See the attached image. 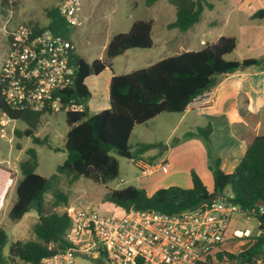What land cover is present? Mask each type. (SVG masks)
I'll return each mask as SVG.
<instances>
[{
  "label": "trees",
  "instance_id": "16d2710c",
  "mask_svg": "<svg viewBox=\"0 0 264 264\" xmlns=\"http://www.w3.org/2000/svg\"><path fill=\"white\" fill-rule=\"evenodd\" d=\"M7 0H0L5 5ZM159 0H145L147 7ZM175 7L176 19L167 25L168 29L185 32L197 24L205 9H213L214 0H169ZM48 23L44 27L33 25L36 30L50 29L62 34L73 44L71 34L74 27L67 24L58 6L46 11ZM264 17V10L254 14ZM153 19L136 20L127 32L114 34L105 50L104 59L89 62L74 49L72 61L76 73L72 87L67 92L77 103H83L82 112H65L70 129L65 138L67 158L50 177L37 173L38 154L35 147L26 149L27 158L20 165L21 178L15 184L16 198L8 211L10 221L19 222L24 215L34 211L37 220L33 225L34 238L17 239L11 242L9 252L6 229L0 227V264H39L42 259L65 252L70 248L66 233L70 227L67 212L69 196L61 187L65 178L73 184L80 177L96 184H106L119 175V162L114 156L118 151H131L132 159H138L153 144H130L131 135L137 125L146 124L164 113H184L196 98L212 91L227 75L245 71L264 63V59L228 60L238 40L234 36H221L214 43H207L199 50L184 51L127 74L113 75L109 83V108L91 114L88 102L91 92L86 79L112 69V61L129 49H150L154 46ZM10 40V36H9ZM1 91V89H0ZM0 110L11 120L26 123L25 130H16L19 137L32 138L35 145L49 144L47 137L41 139L36 133L44 112L15 110L4 102L0 93ZM213 128L209 123L187 132L183 138H202L208 148V166L213 175V190L210 191L200 176L191 171L192 187L170 186L159 188L152 195L136 186L108 190L104 200L125 211L152 209L163 213H174L192 208L206 200L231 192L233 202L244 213L252 214L260 222V234L235 238L228 244L243 242L244 249L238 254L227 250L215 258L242 264H253L264 257V214H259L258 201L264 199V134H258L242 120L232 122V134L246 144V152L231 173L221 168V159L213 147ZM181 141V140H179ZM178 140L175 143L179 142ZM103 262V260L99 259Z\"/></svg>",
  "mask_w": 264,
  "mask_h": 264
},
{
  "label": "built area",
  "instance_id": "2783aa9c",
  "mask_svg": "<svg viewBox=\"0 0 264 264\" xmlns=\"http://www.w3.org/2000/svg\"><path fill=\"white\" fill-rule=\"evenodd\" d=\"M57 6L69 26L82 24V0H59ZM9 36L0 72V93L6 105L46 114L82 112L85 105L67 94L76 73L72 42L60 33L36 30L27 23L18 24ZM158 167L167 171L165 164ZM141 168L143 174H151L149 166ZM1 180H8L10 187L14 184L12 174L3 168ZM227 193L174 213L121 208L122 215L110 216L92 206H69L71 222L66 238L70 248L39 264H75L78 256L110 264H208L227 250L229 240L253 235L248 228H231L233 215L242 211L231 192ZM259 207V214H264V207ZM253 264H264V257Z\"/></svg>",
  "mask_w": 264,
  "mask_h": 264
},
{
  "label": "rangeland",
  "instance_id": "374dc122",
  "mask_svg": "<svg viewBox=\"0 0 264 264\" xmlns=\"http://www.w3.org/2000/svg\"><path fill=\"white\" fill-rule=\"evenodd\" d=\"M58 2L59 0H7L5 5L0 2V72L3 60L8 52L10 32L20 23L38 25L40 27L46 26L48 23L46 11L53 6H57ZM159 4V6L165 5L168 7L165 19L174 21L176 19L175 7L169 4L168 0H161ZM84 5L87 6L88 16L82 21L80 26L73 28L71 38L78 52L82 53L90 62L95 59L105 58L103 47L105 41L116 33L127 32L133 21L150 18L157 20L153 28L154 46L152 48L129 49L112 61V69H106L99 75H92L97 80L98 96L104 100L105 107L109 108L108 77L112 73L114 75L127 74L134 70L148 67L161 59L177 54V51H181L177 50L178 48L174 44H165L168 39H174L179 36V30L165 28L163 26L164 20L156 12L157 7L150 9V7L145 5L144 0H84ZM221 29V27H218V30ZM212 37L208 38L213 39ZM199 44V40H196L190 49L199 50ZM89 50H91L90 53L88 52ZM226 59L242 60V44L239 49L227 55ZM181 116L182 113H164L146 124L137 125L131 135L130 144L132 146L137 143L153 144L156 147L153 148L152 154L161 155L165 153L169 145L167 144V137L173 127L179 123ZM197 120L202 125H206L203 117L197 115V111H190L178 125L176 132L168 143L172 147H179L187 141L198 139L203 143L208 157V148L202 138H183L185 132L188 131V124ZM26 128L25 122L8 119L0 110V168L10 172L14 179V184L9 189L4 201V207L0 213V227L5 228L8 234V243L4 248L6 254L9 252L11 242L17 239L28 240L34 237L33 224L37 219V214L34 211L24 215L16 223L8 218V211L16 198L15 184L21 178L19 165L27 158L26 149L30 147L36 148L38 154L36 171L44 177L53 175L67 158L65 138L70 127L66 122V113L64 111L45 115L41 119L36 135L41 139L47 137L49 140L48 145H35L32 138L27 136L19 137L15 134L16 130L22 131ZM221 136L222 133H217L216 139L213 141L215 151V146L219 141L221 142ZM177 140L181 141L175 143ZM114 156L119 162V175L106 184H96L88 178L80 177V179L70 185L65 178L63 179L61 187L69 196L70 206H92L103 215H122L121 208L104 200L108 190L136 186L143 188L147 192L152 191L156 186V179L149 177L148 174H143L142 166L137 159H129L119 153H114ZM159 168L161 170V167ZM204 183L210 187L211 179L205 178ZM226 194L228 193L225 192ZM231 228L240 230L248 228L251 229L253 234H256L259 230L257 219L244 212H237L233 215ZM244 247L243 242H235L228 244L226 249L233 254H238ZM261 251L264 253V246ZM234 262L224 257L223 260L215 258L208 264H234ZM17 264L28 263L17 261ZM75 264L107 263L78 256Z\"/></svg>",
  "mask_w": 264,
  "mask_h": 264
},
{
  "label": "crops",
  "instance_id": "0c3cea01",
  "mask_svg": "<svg viewBox=\"0 0 264 264\" xmlns=\"http://www.w3.org/2000/svg\"><path fill=\"white\" fill-rule=\"evenodd\" d=\"M160 1L151 6L150 9L157 7L156 12L164 20L163 26L167 28V25L175 20L167 21L165 19L168 7L159 6ZM130 3L132 2L130 1ZM168 3L171 4L169 0ZM213 4V9L203 11L201 20L197 24L185 32L179 31V36L168 39L165 44L177 46V50H181L177 51L179 54L184 51H191L190 48L196 40H199L201 49L207 43L216 42L221 36H234L238 40L236 49H239L242 44V60L264 59V17H254L257 11L264 10V0H214ZM80 15L82 21L88 16L84 0H82ZM150 19L154 20L155 26L157 20ZM218 27L222 29L218 30ZM230 31L232 33H227ZM111 37L103 45L104 53ZM74 49L86 58L78 52L75 45ZM88 52L90 53L91 50ZM113 75L112 73L108 77L109 83ZM85 82L91 92V99L88 102L90 113L95 114L108 108L105 107L104 100L98 96L96 78L90 76ZM190 111H197V115L203 117L206 125H202L199 120L191 121L185 134L211 123L213 128L212 142L216 139L217 133H222L221 142L219 141L215 146L216 153L221 159V168L226 173L233 172L246 152V144L237 140L232 134V122L235 119L242 120L258 134H264V63L223 77L212 91L200 95L182 113L179 123L173 127L167 137V144L169 145L165 153L161 155L152 154L153 149H150L137 159L141 166L150 167L151 174L148 176L156 179V186L152 191H146L148 195H152L159 188L192 187L191 171H195L203 182L205 178L211 179L210 187L204 184L210 191L213 190V175L208 167L207 152L203 143L198 139L187 141L179 147H172L168 143L178 125ZM162 164L167 166V172H163L158 167ZM258 232L253 235H258ZM235 263L239 264V262ZM242 264L245 263L242 262Z\"/></svg>",
  "mask_w": 264,
  "mask_h": 264
},
{
  "label": "bare ground",
  "instance_id": "6f19581e",
  "mask_svg": "<svg viewBox=\"0 0 264 264\" xmlns=\"http://www.w3.org/2000/svg\"><path fill=\"white\" fill-rule=\"evenodd\" d=\"M10 187V182L8 180H1L0 181V205L2 204L4 200V195L6 190Z\"/></svg>",
  "mask_w": 264,
  "mask_h": 264
},
{
  "label": "water",
  "instance_id": "95a60500",
  "mask_svg": "<svg viewBox=\"0 0 264 264\" xmlns=\"http://www.w3.org/2000/svg\"><path fill=\"white\" fill-rule=\"evenodd\" d=\"M119 154L128 157L129 159H132V152L131 151H118ZM258 206L264 207V199H261L257 203ZM105 263L110 264L108 261L104 260Z\"/></svg>",
  "mask_w": 264,
  "mask_h": 264
}]
</instances>
